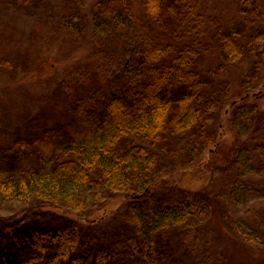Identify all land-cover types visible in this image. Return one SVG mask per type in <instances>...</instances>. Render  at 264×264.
Instances as JSON below:
<instances>
[{
    "label": "trees",
    "instance_id": "16d2710c",
    "mask_svg": "<svg viewBox=\"0 0 264 264\" xmlns=\"http://www.w3.org/2000/svg\"><path fill=\"white\" fill-rule=\"evenodd\" d=\"M50 18L56 30L66 28L71 61L61 63L64 53L53 50L39 53L21 82L49 92L57 83L55 105L69 106L78 135L62 123L20 131L0 148V264H170L174 244L151 232L79 251L75 225L30 215L101 225L171 177H182L184 199L173 204L177 211L171 205L164 212L191 217L181 232L198 231L209 216L221 231L233 229L207 186L228 173L222 192L235 200L251 154L264 174V0H56ZM255 55V72L245 78L240 63ZM49 59L60 62L63 77ZM38 116L32 122L43 120ZM238 123L247 128L241 137L231 130ZM173 150L186 166L158 173L146 187L124 186L130 176L140 182L153 157ZM83 189L114 200L85 211ZM226 234L233 264H264V241L254 250Z\"/></svg>",
    "mask_w": 264,
    "mask_h": 264
},
{
    "label": "rangeland",
    "instance_id": "374dc122",
    "mask_svg": "<svg viewBox=\"0 0 264 264\" xmlns=\"http://www.w3.org/2000/svg\"><path fill=\"white\" fill-rule=\"evenodd\" d=\"M55 1L0 0V148L20 131L30 130L38 133L44 129L52 130L54 125L62 127V123H65L66 127L63 128L69 130L70 134L77 133L74 121H70L71 118L68 116L69 106H62L64 109H59L55 105V101L60 98L57 89L55 90L57 83H54L49 92L47 89L43 91L39 86H34V82L33 85L21 82L31 73L32 61L39 53L48 55L53 50L54 53H59L60 58V54L64 53L61 63L71 61L72 51L67 48L70 42L68 40L65 42L66 28L56 30L51 22L49 24V19L53 21L50 18V8ZM261 21L264 23V19ZM53 23L56 26L57 20ZM260 57L255 55L240 63L245 78L254 74V63ZM47 63L52 65V68L61 66L62 68H56L61 69L57 77H63V66L60 62L49 59ZM64 69L67 70L66 67ZM228 77L229 86L236 90L234 75L228 74ZM54 82H57V78H54ZM35 115H40L38 118L43 120L32 122ZM231 130L238 137L247 132V128L240 123L232 126ZM249 164L244 166L243 171L240 170L241 175L246 173L244 176L246 182L244 188L237 189L238 195L235 200L222 192L230 183V174L218 173L207 186V190L216 200L219 215L225 216L224 214L228 213L234 219L236 226L233 229L224 225L227 234L216 227L212 220L214 218L211 219L210 216L195 232L192 228H185L183 232L180 230L184 224L191 221L190 216L181 217L177 213L171 217L166 216L168 215V212H164L166 207L172 205L175 208L173 204L179 205L184 199L180 182L182 177L160 181L159 188L150 198L136 204L124 205L119 213L105 219L101 225L89 226L80 221H72L66 216L43 211L31 214L30 219L51 225L66 223L75 225L81 239L79 251L107 247L117 241H131L151 232L155 238L168 240L174 244L170 264H233V246L231 242L227 243L223 233L230 237H238L239 241L254 250L260 241H264V174L258 175L260 165L255 154H251ZM186 165L183 155L174 150L166 153L163 151L158 157H153L152 162L148 164L150 172H144L140 176V182L135 180L134 176H128L124 186L133 188L134 185L142 184V187H146L149 181L155 180L158 173L166 174L174 168ZM82 193L85 211L98 208L110 199V202L114 200L109 193L95 189H83ZM237 224L240 227H237ZM239 229V234H236Z\"/></svg>",
    "mask_w": 264,
    "mask_h": 264
}]
</instances>
